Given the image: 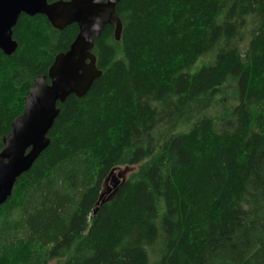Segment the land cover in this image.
<instances>
[{
    "label": "trees",
    "instance_id": "trees-1",
    "mask_svg": "<svg viewBox=\"0 0 264 264\" xmlns=\"http://www.w3.org/2000/svg\"><path fill=\"white\" fill-rule=\"evenodd\" d=\"M116 11L120 40L108 24L92 51L102 75L59 104L0 206V264H264V0ZM78 32L20 16L17 49H0V151ZM124 166L137 168L106 183Z\"/></svg>",
    "mask_w": 264,
    "mask_h": 264
},
{
    "label": "water",
    "instance_id": "water-1",
    "mask_svg": "<svg viewBox=\"0 0 264 264\" xmlns=\"http://www.w3.org/2000/svg\"><path fill=\"white\" fill-rule=\"evenodd\" d=\"M120 0H0V49L12 55L18 47L13 29L22 14L47 17L54 28L63 29L76 23L79 32L69 49L56 55L47 75L35 78L25 98L23 113L12 122L10 133L3 137L0 151V206L13 194L19 177L27 172L50 144L48 136L60 113L59 104L74 94L84 96L102 75L92 52L95 38L108 24L120 40L123 23L116 11ZM49 79V81H48ZM130 168L112 170L106 179L116 187ZM105 192L94 208L104 202Z\"/></svg>",
    "mask_w": 264,
    "mask_h": 264
},
{
    "label": "rangeland",
    "instance_id": "rangeland-1",
    "mask_svg": "<svg viewBox=\"0 0 264 264\" xmlns=\"http://www.w3.org/2000/svg\"><path fill=\"white\" fill-rule=\"evenodd\" d=\"M200 63H201V61L199 62V64H200ZM127 167H128V166H124V168L121 167V168H122L121 170H123V169H125V168H127ZM129 168H130V167H129ZM136 168H137L136 166H135L132 170H130V169H131V168H130V169H129L130 171L128 170L129 173L132 172V171H135ZM119 172H120V170H119V169H116L115 173H116V174H119ZM126 175H127V174H126ZM50 264H54V262H51Z\"/></svg>",
    "mask_w": 264,
    "mask_h": 264
}]
</instances>
